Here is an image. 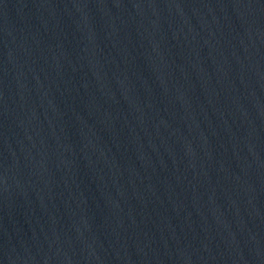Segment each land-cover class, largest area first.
<instances>
[{"label": "water", "instance_id": "1", "mask_svg": "<svg viewBox=\"0 0 264 264\" xmlns=\"http://www.w3.org/2000/svg\"><path fill=\"white\" fill-rule=\"evenodd\" d=\"M0 264H264V0H0Z\"/></svg>", "mask_w": 264, "mask_h": 264}]
</instances>
